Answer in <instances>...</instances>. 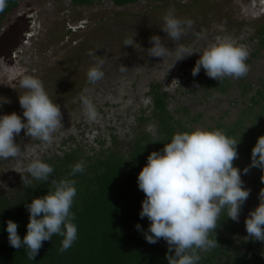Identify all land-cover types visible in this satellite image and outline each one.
<instances>
[{"label":"rangeland","instance_id":"374dc122","mask_svg":"<svg viewBox=\"0 0 264 264\" xmlns=\"http://www.w3.org/2000/svg\"><path fill=\"white\" fill-rule=\"evenodd\" d=\"M169 10L193 21L180 43L194 54L180 61L175 43L162 31ZM225 35L248 46L249 71L239 79L227 78L223 90L207 89L202 83L212 78L203 68L195 77L192 70L207 44ZM153 36L161 37L169 55H148ZM98 60L104 62L105 75L91 84L87 72ZM24 75L39 78L51 100L61 106L62 126L47 146L25 130L15 137L27 152L0 160L4 196L20 188L33 159L43 161L77 146L94 155L115 141L117 148L127 150L143 131L156 136L157 125L147 121L154 109V85L161 86L169 110L188 130L213 131L237 122L245 129L252 124L264 127V116L255 120L259 105L248 116L250 98L264 90V0H139L125 6L102 0L84 7L72 0H21L4 19L0 34V116L15 112L23 117L19 96L26 90L19 81ZM86 88L98 112L95 121L84 115L81 97ZM250 165L245 166L250 168L247 174L240 169L244 188L261 170ZM249 203L247 199L243 206L248 209Z\"/></svg>","mask_w":264,"mask_h":264},{"label":"clouds","instance_id":"9594fccd","mask_svg":"<svg viewBox=\"0 0 264 264\" xmlns=\"http://www.w3.org/2000/svg\"><path fill=\"white\" fill-rule=\"evenodd\" d=\"M5 7L6 0H0V12ZM192 24L191 20L178 18L173 10L164 16L162 31L175 43L177 61L194 54L189 47L180 43ZM150 43L154 46L148 49L149 56L164 58L170 54L161 37H151ZM199 54L200 58L192 70L194 77L201 68L209 78L218 81L226 77L239 79L249 71L246 63L248 46L232 36L217 37ZM103 63V60H98L89 68V83L95 84L104 78ZM9 71L15 72V69ZM19 83L26 90L19 96L23 117L15 112L0 116V160L22 157L27 152V149L22 152L15 143V137L22 130L47 146L52 143L53 134L62 126L61 106L51 100L43 82L32 75H24ZM88 91L86 88L81 97L83 111L89 121H95L98 112L94 103L87 98ZM238 144L221 130L197 128L192 132L176 133L162 151H154L148 156L147 164L138 176V187L146 196L140 218L147 217L150 221L145 233L148 243L155 244L163 239L169 246V253L174 251V255L166 256L169 264H198L201 259L199 251L206 252L217 247V240L211 239L210 234L216 229L225 208L228 217L239 222L250 190L244 188L241 171L234 167L233 162L239 156ZM250 167L264 170V136L258 138L252 149ZM249 170L245 168L244 173L247 174ZM83 171V164L77 163L71 175ZM26 172L32 179L45 183L54 169L40 159H33L27 164ZM22 180L24 186L32 182L26 176H22ZM261 180L264 182V177ZM75 184L74 179H52L50 185L53 190L45 196L34 198L27 205L30 222L23 239L18 234L19 225L8 220L6 231L10 246L15 249L26 247L31 260L38 255L43 242L59 234L64 237L60 251L68 250L77 239V226L73 223L75 215L71 211L77 195ZM259 201V206L245 220V226L247 238L264 242V189L259 193ZM136 227L140 229L141 226Z\"/></svg>","mask_w":264,"mask_h":264},{"label":"trees","instance_id":"16d2710c","mask_svg":"<svg viewBox=\"0 0 264 264\" xmlns=\"http://www.w3.org/2000/svg\"><path fill=\"white\" fill-rule=\"evenodd\" d=\"M20 1L6 0V7L0 12V34L4 19ZM138 1L113 0L117 6ZM97 2L102 0H72L74 5L81 7ZM226 80L227 77L221 81L211 79L202 85L211 90H223ZM151 97L154 109L147 121L157 125L156 136L143 131L127 150L117 148L115 141L113 147L94 155L77 146L62 154L47 156L42 162L54 169L48 182L34 180L27 173L26 177L32 180L30 185L24 186L22 181L14 194H0V264H169L166 256L174 255V251L169 253L167 242L160 239L150 244L145 238L150 221L147 217L140 218L146 196L138 187V176L152 152L162 151L176 133L192 131L169 110L168 96L162 92L161 86L151 87ZM256 105L261 107V111L255 115V120L264 116V90H258L250 98L248 116L253 114ZM217 130L239 143V156L233 163L234 167L245 169L251 163L252 149L258 138L264 136V127L252 124L245 129L241 122H237L226 127L219 125ZM77 163L83 164L84 171L72 176V168ZM262 177L264 170L261 169L258 176L250 181V187H245L250 189V203L248 209L242 206L238 223L228 217L227 208L222 211L216 229L210 234L211 239L217 240L218 246L206 252L199 251L201 259L198 264H264V242L247 238L245 226L249 213L259 206L257 194L264 189ZM52 179L76 181L77 195L71 211L75 215L73 223L77 226V239L68 250L61 252L64 237L55 234L51 240L43 242L38 255L30 260L26 247L15 249L10 246L7 221L12 220L19 225L18 234L23 239L30 222L27 205L34 198L53 190L50 185ZM137 225L141 226L140 229Z\"/></svg>","mask_w":264,"mask_h":264}]
</instances>
